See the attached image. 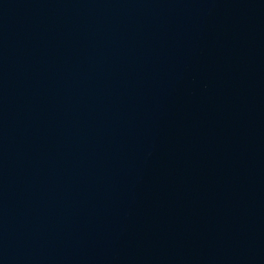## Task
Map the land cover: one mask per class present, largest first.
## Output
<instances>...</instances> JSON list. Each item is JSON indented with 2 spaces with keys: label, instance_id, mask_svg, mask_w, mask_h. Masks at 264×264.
I'll list each match as a JSON object with an SVG mask.
<instances>
[{
  "label": "water",
  "instance_id": "1",
  "mask_svg": "<svg viewBox=\"0 0 264 264\" xmlns=\"http://www.w3.org/2000/svg\"><path fill=\"white\" fill-rule=\"evenodd\" d=\"M0 264H264V0H0Z\"/></svg>",
  "mask_w": 264,
  "mask_h": 264
}]
</instances>
